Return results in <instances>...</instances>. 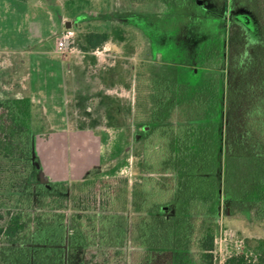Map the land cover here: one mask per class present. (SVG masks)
Masks as SVG:
<instances>
[{
  "label": "trees",
  "instance_id": "1",
  "mask_svg": "<svg viewBox=\"0 0 264 264\" xmlns=\"http://www.w3.org/2000/svg\"><path fill=\"white\" fill-rule=\"evenodd\" d=\"M123 1L139 13L187 3ZM253 1L264 27V0ZM108 41L107 33L85 36L91 51ZM206 52L194 54L201 81L188 84L192 93L176 78L138 70L135 155L144 184L132 204L127 178H86L71 189L45 181L32 97L0 99V264H214L221 193L231 202L255 198L264 210V53L245 62L230 51L224 94L219 72L203 82L220 69ZM224 264H264V238L246 240Z\"/></svg>",
  "mask_w": 264,
  "mask_h": 264
},
{
  "label": "rangeland",
  "instance_id": "2",
  "mask_svg": "<svg viewBox=\"0 0 264 264\" xmlns=\"http://www.w3.org/2000/svg\"><path fill=\"white\" fill-rule=\"evenodd\" d=\"M28 1L43 11L44 44L36 53H51L64 63L66 131L54 127L58 109L54 104L50 110L37 102L38 97L33 101L36 160L44 180L66 183L71 189L74 182L86 178H127L130 203L134 190L144 184L138 168L141 160L135 155L143 137L134 121L138 70L176 78L186 87L185 93H192L188 84L201 81L192 74L196 67L201 71L195 55L208 51L210 62H218L220 69L207 71L203 82L210 83L214 72H219L225 94L230 51L245 62L264 53V27L253 0H199L200 7L187 0L181 9L159 3L143 14L123 0ZM67 29L75 33L74 44L58 52L57 40ZM91 32L107 33L108 43L94 51L86 49L85 36ZM6 60L0 58V67ZM21 67L17 84H0V99L28 91ZM221 196L215 209L214 264H224L231 254L242 252L246 240L264 238V210L255 205V198L231 202ZM133 212L130 205L129 215Z\"/></svg>",
  "mask_w": 264,
  "mask_h": 264
},
{
  "label": "crops",
  "instance_id": "3",
  "mask_svg": "<svg viewBox=\"0 0 264 264\" xmlns=\"http://www.w3.org/2000/svg\"><path fill=\"white\" fill-rule=\"evenodd\" d=\"M36 5L31 1L0 0V58H7L5 66L0 67V73L4 76L0 77V84L3 87L17 84V71L22 66L20 69L25 73L22 74V81L28 90L24 94L32 97L34 102L38 97L37 102L45 103L50 110L54 104V108L58 109L54 110L57 116L53 125L59 131H66L64 63L51 53H36L44 44L41 24L43 11Z\"/></svg>",
  "mask_w": 264,
  "mask_h": 264
},
{
  "label": "built area",
  "instance_id": "4",
  "mask_svg": "<svg viewBox=\"0 0 264 264\" xmlns=\"http://www.w3.org/2000/svg\"><path fill=\"white\" fill-rule=\"evenodd\" d=\"M75 33L72 29L65 30L61 37L57 40V50L58 52H63L65 50L71 49L74 44Z\"/></svg>",
  "mask_w": 264,
  "mask_h": 264
}]
</instances>
